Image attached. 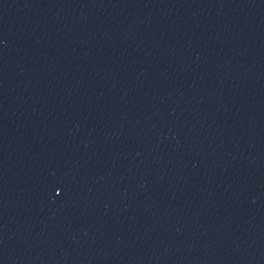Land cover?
<instances>
[{
	"label": "water",
	"instance_id": "95a60500",
	"mask_svg": "<svg viewBox=\"0 0 264 264\" xmlns=\"http://www.w3.org/2000/svg\"><path fill=\"white\" fill-rule=\"evenodd\" d=\"M231 264H264V202L259 207Z\"/></svg>",
	"mask_w": 264,
	"mask_h": 264
}]
</instances>
